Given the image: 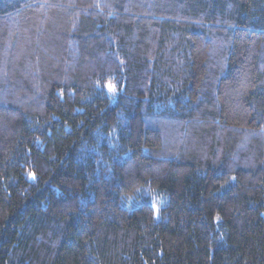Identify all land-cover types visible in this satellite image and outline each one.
<instances>
[{
	"label": "trees",
	"instance_id": "16d2710c",
	"mask_svg": "<svg viewBox=\"0 0 264 264\" xmlns=\"http://www.w3.org/2000/svg\"><path fill=\"white\" fill-rule=\"evenodd\" d=\"M0 264H264V0H0Z\"/></svg>",
	"mask_w": 264,
	"mask_h": 264
},
{
	"label": "rangeland",
	"instance_id": "374dc122",
	"mask_svg": "<svg viewBox=\"0 0 264 264\" xmlns=\"http://www.w3.org/2000/svg\"><path fill=\"white\" fill-rule=\"evenodd\" d=\"M109 85L114 86V87H115V91H110V90H109V87H108ZM106 90H107L110 94H112V95H117V92H118L117 87H116L114 84H112V83L107 84V86H106ZM158 204H160V202H159V201H155V205L158 206Z\"/></svg>",
	"mask_w": 264,
	"mask_h": 264
},
{
	"label": "snow or ice",
	"instance_id": "6c2138e0",
	"mask_svg": "<svg viewBox=\"0 0 264 264\" xmlns=\"http://www.w3.org/2000/svg\"><path fill=\"white\" fill-rule=\"evenodd\" d=\"M108 87H109V90H110V91H115V87H114V86L109 85Z\"/></svg>",
	"mask_w": 264,
	"mask_h": 264
}]
</instances>
